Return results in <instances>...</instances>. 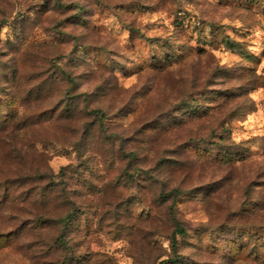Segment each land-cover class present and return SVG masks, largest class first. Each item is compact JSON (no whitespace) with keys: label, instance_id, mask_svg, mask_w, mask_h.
Returning <instances> with one entry per match:
<instances>
[{"label":"rangeland","instance_id":"rangeland-1","mask_svg":"<svg viewBox=\"0 0 264 264\" xmlns=\"http://www.w3.org/2000/svg\"><path fill=\"white\" fill-rule=\"evenodd\" d=\"M0 264H264V0H0Z\"/></svg>","mask_w":264,"mask_h":264},{"label":"trees","instance_id":"trees-1","mask_svg":"<svg viewBox=\"0 0 264 264\" xmlns=\"http://www.w3.org/2000/svg\"><path fill=\"white\" fill-rule=\"evenodd\" d=\"M178 234H180V235L184 234V231L181 227H178Z\"/></svg>","mask_w":264,"mask_h":264}]
</instances>
